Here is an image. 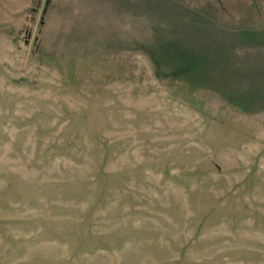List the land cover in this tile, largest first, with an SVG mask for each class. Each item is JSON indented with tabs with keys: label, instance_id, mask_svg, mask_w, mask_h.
Masks as SVG:
<instances>
[{
	"label": "rangeland",
	"instance_id": "1",
	"mask_svg": "<svg viewBox=\"0 0 264 264\" xmlns=\"http://www.w3.org/2000/svg\"><path fill=\"white\" fill-rule=\"evenodd\" d=\"M0 264H264V0H0Z\"/></svg>",
	"mask_w": 264,
	"mask_h": 264
}]
</instances>
